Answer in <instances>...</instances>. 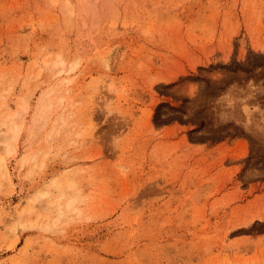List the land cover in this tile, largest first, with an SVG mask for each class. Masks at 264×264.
I'll list each match as a JSON object with an SVG mask.
<instances>
[{
	"label": "rangeland",
	"instance_id": "obj_1",
	"mask_svg": "<svg viewBox=\"0 0 264 264\" xmlns=\"http://www.w3.org/2000/svg\"><path fill=\"white\" fill-rule=\"evenodd\" d=\"M12 118L0 264H264V0H0Z\"/></svg>",
	"mask_w": 264,
	"mask_h": 264
},
{
	"label": "bare ground",
	"instance_id": "obj_2",
	"mask_svg": "<svg viewBox=\"0 0 264 264\" xmlns=\"http://www.w3.org/2000/svg\"><path fill=\"white\" fill-rule=\"evenodd\" d=\"M65 82H69V80L65 79ZM20 126L16 124V122L14 121L13 118H12V121L10 122L9 126L5 122H3L2 127H0V134H2L0 136V139H1V137L2 138L4 137V138H9L10 140H14L17 136V133L20 129ZM5 131L7 132V134L5 136H3L5 134L4 133ZM5 147L7 148L8 145L6 144ZM2 163H3V158L0 157V164H2Z\"/></svg>",
	"mask_w": 264,
	"mask_h": 264
}]
</instances>
